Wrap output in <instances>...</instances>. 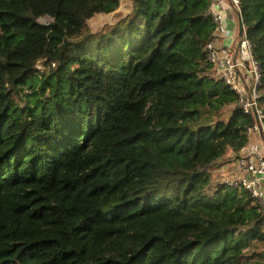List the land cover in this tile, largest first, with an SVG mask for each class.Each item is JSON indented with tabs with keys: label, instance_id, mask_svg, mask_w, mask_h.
I'll return each instance as SVG.
<instances>
[{
	"label": "trees",
	"instance_id": "1",
	"mask_svg": "<svg viewBox=\"0 0 264 264\" xmlns=\"http://www.w3.org/2000/svg\"><path fill=\"white\" fill-rule=\"evenodd\" d=\"M120 4L0 0V264H264V212L211 172L255 121L213 74L211 0L90 29ZM241 10L264 102V0Z\"/></svg>",
	"mask_w": 264,
	"mask_h": 264
},
{
	"label": "built area",
	"instance_id": "2",
	"mask_svg": "<svg viewBox=\"0 0 264 264\" xmlns=\"http://www.w3.org/2000/svg\"><path fill=\"white\" fill-rule=\"evenodd\" d=\"M211 2L216 28L207 49L213 74L237 94L243 111L255 118L247 129L248 142L231 160L235 169L229 166L225 171L228 173L225 182L228 186L247 191L264 212V102L260 93L262 66L254 54L245 26L243 35L239 34L241 0ZM228 8L238 18L234 25L228 18Z\"/></svg>",
	"mask_w": 264,
	"mask_h": 264
},
{
	"label": "rangeland",
	"instance_id": "3",
	"mask_svg": "<svg viewBox=\"0 0 264 264\" xmlns=\"http://www.w3.org/2000/svg\"><path fill=\"white\" fill-rule=\"evenodd\" d=\"M132 2H133V0H121L120 7L116 11H114L113 13L99 15V16L93 18L90 21V29L93 32H99V31H102L105 28H107V26L109 24H113L116 21H118L119 19L124 18L125 16H127L131 12ZM228 10L231 13L230 8H228ZM230 13H228L229 19L232 18ZM233 158H234L233 156L227 155L225 158H223L219 162V166H215V167L211 168V172H212L214 180L224 181L228 177V175H227L228 173H226L225 171H227L229 166L232 169H235L234 162L231 161V160H233ZM225 166H226V168H224ZM262 228L264 231V225L262 226ZM253 243L255 245L252 244L250 248L252 249V253H254V255H257V253H260V252L264 253V241L253 240ZM256 260H258L257 256L252 258V261H256ZM261 261L264 262V258Z\"/></svg>",
	"mask_w": 264,
	"mask_h": 264
},
{
	"label": "water",
	"instance_id": "4",
	"mask_svg": "<svg viewBox=\"0 0 264 264\" xmlns=\"http://www.w3.org/2000/svg\"><path fill=\"white\" fill-rule=\"evenodd\" d=\"M243 31H244V24H243L242 18H240V22H239V34H240V36L243 35Z\"/></svg>",
	"mask_w": 264,
	"mask_h": 264
},
{
	"label": "crops",
	"instance_id": "5",
	"mask_svg": "<svg viewBox=\"0 0 264 264\" xmlns=\"http://www.w3.org/2000/svg\"><path fill=\"white\" fill-rule=\"evenodd\" d=\"M231 14V20L230 21H232V23H233V25L234 24H236V22H238V18H236V16L234 15V13H230Z\"/></svg>",
	"mask_w": 264,
	"mask_h": 264
},
{
	"label": "clouds",
	"instance_id": "6",
	"mask_svg": "<svg viewBox=\"0 0 264 264\" xmlns=\"http://www.w3.org/2000/svg\"><path fill=\"white\" fill-rule=\"evenodd\" d=\"M252 203H254V200H253V202Z\"/></svg>",
	"mask_w": 264,
	"mask_h": 264
}]
</instances>
